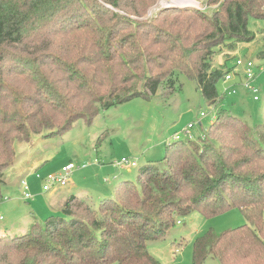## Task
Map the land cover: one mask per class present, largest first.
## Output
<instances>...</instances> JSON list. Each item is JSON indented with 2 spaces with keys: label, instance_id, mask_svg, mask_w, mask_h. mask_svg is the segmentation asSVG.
<instances>
[{
  "label": "trees",
  "instance_id": "16d2710c",
  "mask_svg": "<svg viewBox=\"0 0 264 264\" xmlns=\"http://www.w3.org/2000/svg\"><path fill=\"white\" fill-rule=\"evenodd\" d=\"M154 2L0 0V202L15 143L33 134L65 131L158 89L168 96L178 76L208 106L220 104L225 71L211 68L214 49L252 41L249 18L264 21V0H207L218 4L210 15L169 7L151 21L130 19ZM260 33L256 57L264 61ZM213 113L204 138L168 142L166 151L178 147L173 154L142 165L97 205L71 194L27 231L0 235V264H158L148 242L163 238L175 215L234 207L246 223L196 237L192 264H264V121L250 125L220 106Z\"/></svg>",
  "mask_w": 264,
  "mask_h": 264
},
{
  "label": "rangeland",
  "instance_id": "374dc122",
  "mask_svg": "<svg viewBox=\"0 0 264 264\" xmlns=\"http://www.w3.org/2000/svg\"><path fill=\"white\" fill-rule=\"evenodd\" d=\"M173 1L177 0H155L141 16L131 15L130 19L135 22L151 21L158 17L160 10L169 7L192 8L207 15L218 8V4L207 0H182L186 1V6H178ZM261 9H264V2ZM155 24L158 27L160 22ZM248 27L255 34L252 41L236 42L231 46L222 43L214 49L210 64L211 68L231 71L236 69L235 59H253L257 66H262L261 71H256L255 79L260 89L259 100L254 101L242 89H237L232 95L223 94L224 87L228 84L219 79L216 89L222 97L220 104L208 106L195 83L185 76H178L179 86L168 96L161 94L158 89L151 99L133 97L108 109L99 108L92 120L80 118L65 131L49 136H44V133L33 134L28 142H16V159L3 172L0 233L4 226V232L8 234L23 233L29 229V224L34 219L42 222L48 215L58 211L59 203L67 197L58 200L53 207L57 210L52 211L50 194L57 188L45 192L42 186L46 176L59 174L61 168L68 163H72L75 168L67 184L56 191H64L67 195L72 194L97 205L105 195L113 193L121 179H136L142 165L156 162L166 153L168 156L173 154L178 147L171 146L166 151L167 141L172 142L175 134L182 132L188 123L196 121L200 111L206 112L207 116L201 119V125H194L192 131L194 135L202 133L203 138L213 109L219 106L245 118L250 125L262 123L264 61L257 59L256 55L262 47L260 32L264 29V21L249 18ZM118 32L134 34L131 29ZM122 156L136 160L137 166L119 163ZM21 180L26 182L32 199H23ZM245 223L244 216L235 207L214 216H205L192 210L186 215H175L174 225L166 230L164 237L148 242V251L158 264H192V243L196 237L208 230L219 233ZM204 264L219 262L208 257Z\"/></svg>",
  "mask_w": 264,
  "mask_h": 264
},
{
  "label": "built area",
  "instance_id": "2783aa9c",
  "mask_svg": "<svg viewBox=\"0 0 264 264\" xmlns=\"http://www.w3.org/2000/svg\"><path fill=\"white\" fill-rule=\"evenodd\" d=\"M235 70H226L221 77V80L225 84H228L224 87L223 94H235L237 89H242L245 93L251 95L254 101L259 100V92L260 89L255 83V79L257 77L256 71H261L262 66H257V63L251 58H237L234 62ZM207 113L204 111H200L198 114V118L196 121L188 123L187 126L183 129L182 132L175 134L172 137L173 141L179 140H187L194 139L195 135L192 131L194 125H201V119L206 117ZM214 113L211 116L209 122L214 119ZM167 142H170L169 140ZM119 163L127 165V166H137L136 160H129L128 158L121 157ZM75 166L72 163H68L61 168V172L55 175H48L44 178V185L42 186V190L45 192L52 191V189L59 188L65 186L69 181V176L72 173ZM38 177V175H36ZM20 185L22 188V197L23 199L30 200L32 196L28 192V186L24 180L20 181ZM55 190V191H56ZM1 219V216H0Z\"/></svg>",
  "mask_w": 264,
  "mask_h": 264
},
{
  "label": "crops",
  "instance_id": "0c3cea01",
  "mask_svg": "<svg viewBox=\"0 0 264 264\" xmlns=\"http://www.w3.org/2000/svg\"><path fill=\"white\" fill-rule=\"evenodd\" d=\"M122 157H123V156H122ZM121 180H122V179H121ZM49 192H51V191H49ZM70 195H71V194H70ZM68 196H69V194H68V195L65 194L64 191H54V193H51V194H50V197L52 198V201H51V203H50V209H51L52 211H56L57 208L54 209L53 207H55V206L57 205V201L60 200V199L66 198V197H68ZM49 211H50V210H49ZM3 228H4V230H2L3 232L0 233V234L6 233V232H4V231H6V226H4ZM0 232H1V230H0Z\"/></svg>",
  "mask_w": 264,
  "mask_h": 264
},
{
  "label": "bare ground",
  "instance_id": "6f19581e",
  "mask_svg": "<svg viewBox=\"0 0 264 264\" xmlns=\"http://www.w3.org/2000/svg\"><path fill=\"white\" fill-rule=\"evenodd\" d=\"M184 1V0H183ZM175 3L178 4V6H186V1L185 2H182V0H177V1H173ZM190 3V2H189ZM187 6H190V5H187Z\"/></svg>",
  "mask_w": 264,
  "mask_h": 264
}]
</instances>
